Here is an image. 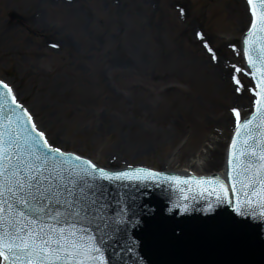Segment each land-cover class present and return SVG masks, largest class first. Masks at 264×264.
Segmentation results:
<instances>
[{
	"label": "rangeland",
	"instance_id": "374dc122",
	"mask_svg": "<svg viewBox=\"0 0 264 264\" xmlns=\"http://www.w3.org/2000/svg\"><path fill=\"white\" fill-rule=\"evenodd\" d=\"M239 6L237 0H0V28L12 30L0 46V78L58 144L102 166L219 171L234 106L227 96L233 86L220 72L231 56L226 45L247 23L244 9L237 22ZM200 24L216 60L196 38ZM223 116L227 130L217 123Z\"/></svg>",
	"mask_w": 264,
	"mask_h": 264
},
{
	"label": "snow or ice",
	"instance_id": "6c2138e0",
	"mask_svg": "<svg viewBox=\"0 0 264 264\" xmlns=\"http://www.w3.org/2000/svg\"><path fill=\"white\" fill-rule=\"evenodd\" d=\"M247 4L251 12L247 36L253 39H245L249 47L244 55L252 69L249 75L256 81L249 89L254 111L250 118L248 114L242 118L239 109H232L235 134L225 179L167 176L131 165L101 167L58 144L14 87L0 79V264H117V254H109L113 240L126 236L129 223L139 227L144 217L153 215V209L137 205L135 197L131 201L123 194L115 198L111 189L117 184L122 188L157 181L182 185L180 192L188 194L168 212L174 208L188 212L190 200L214 195L217 205L227 203L241 217H257V209L264 216V0H247ZM195 35L210 59L216 60L203 34ZM207 211H215L212 203ZM243 224L234 219L225 222L231 227Z\"/></svg>",
	"mask_w": 264,
	"mask_h": 264
},
{
	"label": "water",
	"instance_id": "95a60500",
	"mask_svg": "<svg viewBox=\"0 0 264 264\" xmlns=\"http://www.w3.org/2000/svg\"><path fill=\"white\" fill-rule=\"evenodd\" d=\"M244 12L245 6L243 0H241ZM246 15V13H245ZM248 20V17L246 15ZM172 217V216H170ZM188 218V217H187ZM187 218H179L176 219L174 216L172 217V221L169 218H163L159 223V231L154 232L152 236L148 234V231L145 230V234L147 237L145 239L139 240V247L141 248V253L145 256L149 257V264H175L185 262L186 264H221L225 263L226 260L230 258L231 252L229 251L231 248V242L234 239V229L235 227L225 226L226 221L233 220L229 215H227V211H217L215 215L209 216L207 221V227L204 230L203 236L207 238L205 247L209 249L206 253V258L199 257L195 252L188 249L183 245L185 233L181 229V221H187ZM197 218H195V221ZM200 222H198L199 224ZM150 228L151 225H148ZM147 227V228H148ZM152 233V232H151ZM165 233L166 236H162L160 238V234ZM178 233V234H177ZM223 236L226 239L229 245V250H225L221 256L214 257V249L216 246V240L220 239L217 237ZM134 234H128L125 236L129 244L127 245V249L135 250L137 248V240ZM190 237V236H189ZM242 245L244 247L247 246L244 240H241ZM223 242V241H221ZM202 251L199 249L198 251ZM130 251H127L129 253ZM159 257L161 259H159ZM231 259V258H230ZM232 264V263H231Z\"/></svg>",
	"mask_w": 264,
	"mask_h": 264
},
{
	"label": "bare ground",
	"instance_id": "6f19581e",
	"mask_svg": "<svg viewBox=\"0 0 264 264\" xmlns=\"http://www.w3.org/2000/svg\"><path fill=\"white\" fill-rule=\"evenodd\" d=\"M237 1H239V0H237ZM41 3H43V2H41ZM40 20V17H38V18H36L35 19V22L38 24V22H39V20ZM243 19V14H242V7H240L239 6V8H238V14H237V22H241V20ZM242 28V24H240V27H239V29H241ZM11 28H7L6 26H2L1 28H0V46H2L3 45V43H4V41H5V37H7L10 33H11ZM59 38H60V36H58ZM62 38H64V40H66V37L64 36V37H62ZM5 44V43H4ZM8 51V50H7ZM38 73H40V72H37V73H35L34 75H38ZM226 73H227V71L225 70V69H223L222 68V66H221V77L222 78H226ZM60 80V78L58 77L57 79H56V81H55V83L57 84V83H59L58 81ZM222 81V80H221ZM223 82V84L224 85H226V82L225 81H222ZM51 85H54V84H52V83H50ZM52 92V91H51ZM54 93V91L52 92V94ZM229 95V96H228ZM227 96H228V98L231 100V102L232 103H236V104H240V103H244L245 104V102L247 101V97H246V95H245V93H242L241 95H239V96H237V95H231V94H227ZM47 108L48 109H51V107L49 108L48 106H47ZM48 116L49 117H51L52 116V114L51 113H48ZM217 123H219L220 124V126L221 127H225V129L227 130V127H228V125H227V123H228V119H227V116L225 117V116H223V118L222 119H220L219 118V121L217 122ZM180 173H188V171H179Z\"/></svg>",
	"mask_w": 264,
	"mask_h": 264
}]
</instances>
